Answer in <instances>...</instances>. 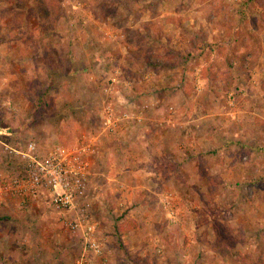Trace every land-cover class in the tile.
Segmentation results:
<instances>
[{
  "label": "rangeland",
  "instance_id": "rangeland-1",
  "mask_svg": "<svg viewBox=\"0 0 264 264\" xmlns=\"http://www.w3.org/2000/svg\"><path fill=\"white\" fill-rule=\"evenodd\" d=\"M28 141L88 146L83 264H264V0H0V142ZM76 213L5 196L0 264H77Z\"/></svg>",
  "mask_w": 264,
  "mask_h": 264
},
{
  "label": "built area",
  "instance_id": "built-area-1",
  "mask_svg": "<svg viewBox=\"0 0 264 264\" xmlns=\"http://www.w3.org/2000/svg\"><path fill=\"white\" fill-rule=\"evenodd\" d=\"M87 154L88 146L84 145L74 148L57 146L45 153L40 152L32 141H28L23 149L0 142V165L3 159L14 160L16 172L10 175L0 171V201L7 196L22 204L43 193L53 209L71 213L77 209V218L70 220L69 225L74 229L84 225L88 236L85 239L84 249L88 248L84 250L85 260L82 258L77 264L89 262L88 252H101L94 238V225L88 220V204L77 206V200L86 196Z\"/></svg>",
  "mask_w": 264,
  "mask_h": 264
},
{
  "label": "trees",
  "instance_id": "trees-1",
  "mask_svg": "<svg viewBox=\"0 0 264 264\" xmlns=\"http://www.w3.org/2000/svg\"><path fill=\"white\" fill-rule=\"evenodd\" d=\"M183 61L185 62L186 60H183ZM208 70H210V69H208ZM201 76L203 78H206L207 76H209V73H207L206 68L203 69ZM6 164L7 165H5V168L8 170L10 175H12L13 173H16L15 170H14V165H15L14 160L13 161L12 160H6ZM125 225H127V226H125ZM135 226H136V223H134L133 221H127V223L124 224V229L122 231L125 232V231H128V230H131V229L135 228ZM258 264H262V263L259 262Z\"/></svg>",
  "mask_w": 264,
  "mask_h": 264
},
{
  "label": "crops",
  "instance_id": "crops-1",
  "mask_svg": "<svg viewBox=\"0 0 264 264\" xmlns=\"http://www.w3.org/2000/svg\"><path fill=\"white\" fill-rule=\"evenodd\" d=\"M40 199V198H44L45 199V197H44V195H43V193H40L39 194V196L36 198V199ZM33 200H35V199H33ZM33 200H31V201H33ZM45 202L49 205V203L46 201V199H45ZM12 203V201H10V203L9 204H11ZM15 203V202H14ZM50 206V205H49Z\"/></svg>",
  "mask_w": 264,
  "mask_h": 264
}]
</instances>
